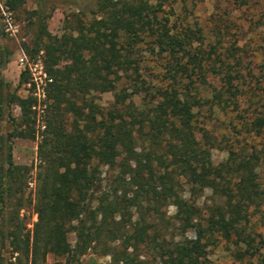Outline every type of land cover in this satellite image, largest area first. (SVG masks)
Here are the masks:
<instances>
[{
	"label": "trees",
	"instance_id": "1",
	"mask_svg": "<svg viewBox=\"0 0 264 264\" xmlns=\"http://www.w3.org/2000/svg\"><path fill=\"white\" fill-rule=\"evenodd\" d=\"M25 2L6 5L18 11ZM167 2L95 0L92 21H67L55 43L44 5L30 14L36 33L25 52L30 60L42 53L50 79L30 201V168L14 162L12 140L36 138L38 99L20 97L3 78L11 53L0 21V124L12 104L21 110L9 138L0 132V264H38L50 254L82 264L90 250L110 256L109 264H210L209 248L220 240L252 257L258 251L252 232L257 213L264 219V143L231 149L214 164L219 142L197 135L203 108L238 106L241 49H226V59L213 44L195 49L201 29L174 22ZM151 60L157 72L146 76ZM27 82L26 70L20 83ZM210 85L212 97L202 96ZM104 93H114L108 109L96 101ZM242 128L263 134L264 111L243 117ZM208 190L209 205L201 203ZM32 204L38 220L27 231L21 212ZM170 206L176 212L168 217Z\"/></svg>",
	"mask_w": 264,
	"mask_h": 264
},
{
	"label": "rangeland",
	"instance_id": "2",
	"mask_svg": "<svg viewBox=\"0 0 264 264\" xmlns=\"http://www.w3.org/2000/svg\"><path fill=\"white\" fill-rule=\"evenodd\" d=\"M7 0H0V21L4 29L2 46L11 55L9 61L2 70V75L8 83L12 92L17 93L22 98L36 96V87L33 76L28 70V63L36 64L43 62L42 53L30 60L25 52L24 45L31 43L35 36L34 20H30V14L39 9L42 3L49 15L47 20V36L50 42H58L67 27V21L71 27H75L77 18L84 22H90L94 16L90 13L95 9V0H26L23 7L18 11H11L6 5ZM172 19L178 17V23L184 20L185 25H190L194 29H201L202 41L194 44L195 49L210 50V44L218 46V51L226 59V49L236 46L241 49L242 61L239 69L241 95L238 106L230 104L225 108L210 109L205 107L198 115V138L204 143L207 137H214L219 146L212 150L214 164L225 161L229 151L242 148L250 149L253 145L259 146L264 143V133L260 136L256 134H246L242 128L243 117L251 118L258 116L264 111V0H250L249 4L243 5L241 1L235 0H188L187 6H183L180 0H168L165 8ZM69 27V26H68ZM153 62L147 61L143 72L146 76L156 73ZM45 69V68H44ZM28 71V82L20 83V76L23 71ZM154 71V72H152ZM148 77H146L147 79ZM149 80V79H148ZM50 81L43 78L40 88L46 94L47 83ZM213 86H217V81L213 78L209 80ZM212 87L208 86L202 91V96L212 97ZM96 101L104 108L108 109L114 103V93L96 94ZM38 99V97H37ZM40 103L34 108L36 115V138L23 139L13 138V157L17 165L30 168L28 183L25 187L26 198L33 200L37 189V167L39 165L38 149L42 139V131L45 130V108L46 97H42ZM21 110L17 105H11L3 114L0 124V132L4 138H9L14 131L13 119H19ZM106 168L103 169L104 173ZM213 195L210 190L206 191L201 203L211 204ZM174 206L167 208L168 217L175 214ZM21 217L25 222L27 231L33 230L38 217L35 213L34 204L28 205L21 212ZM255 225L252 235L254 245L258 248L252 257L246 254V246L241 249L234 247L225 240H220L217 246L209 248L210 264H264V219L261 213L253 218ZM193 236V233H189ZM68 240L72 245L76 244L77 235L72 232L68 235ZM240 251L243 256L237 254ZM5 259L13 260L10 249L4 252ZM66 259L55 257L50 254L47 260L39 261L38 264H65ZM110 256H105L101 252L90 250L83 258L82 264H109Z\"/></svg>",
	"mask_w": 264,
	"mask_h": 264
},
{
	"label": "built area",
	"instance_id": "3",
	"mask_svg": "<svg viewBox=\"0 0 264 264\" xmlns=\"http://www.w3.org/2000/svg\"><path fill=\"white\" fill-rule=\"evenodd\" d=\"M28 70L30 71V73L32 74L33 76V82H34V85L36 87V96L38 97L40 103L42 102V97H46V94L45 92L41 91V88H40V83L39 82H43V78L45 80H48V75L44 69V64L42 61H39L38 63L36 64H32V63H28Z\"/></svg>",
	"mask_w": 264,
	"mask_h": 264
}]
</instances>
